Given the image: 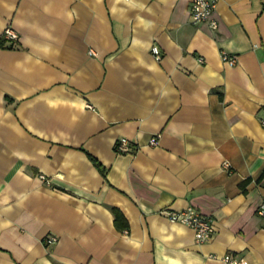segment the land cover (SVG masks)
Returning a JSON list of instances; mask_svg holds the SVG:
<instances>
[{
  "label": "crops",
  "instance_id": "obj_1",
  "mask_svg": "<svg viewBox=\"0 0 264 264\" xmlns=\"http://www.w3.org/2000/svg\"><path fill=\"white\" fill-rule=\"evenodd\" d=\"M190 2L0 0V264H264V0Z\"/></svg>",
  "mask_w": 264,
  "mask_h": 264
},
{
  "label": "built area",
  "instance_id": "obj_2",
  "mask_svg": "<svg viewBox=\"0 0 264 264\" xmlns=\"http://www.w3.org/2000/svg\"><path fill=\"white\" fill-rule=\"evenodd\" d=\"M217 0H191L190 2V17L193 23L208 22L211 27H217V21L213 18V12L216 6ZM3 35L6 38L14 39L17 37L16 33L8 26L3 30ZM93 53V50H89ZM151 51L156 58H160V50L156 44L151 46ZM222 59L230 65L235 64V56L228 54L226 51H221ZM159 137V133L153 134L149 138L150 144H156ZM115 149L119 152L126 151L128 149V140L125 137L118 138L115 143ZM225 167L229 166L228 162H224ZM257 213L264 215V202L257 206ZM168 218L173 222H179L189 226L193 230L194 238L197 242L208 241L213 232V224L211 218L201 213L193 206H187L182 209L167 210ZM56 240V236L49 235L46 237V242H52ZM218 257L227 264H245L241 258L235 257L232 254L226 253Z\"/></svg>",
  "mask_w": 264,
  "mask_h": 264
},
{
  "label": "trees",
  "instance_id": "obj_3",
  "mask_svg": "<svg viewBox=\"0 0 264 264\" xmlns=\"http://www.w3.org/2000/svg\"><path fill=\"white\" fill-rule=\"evenodd\" d=\"M3 45H4V42H3V40L0 39V46H3ZM91 159L93 160V162L95 163V165H97V167L101 170V172H103V170H104L103 166L98 161H96L93 157H91ZM263 177H264V168L262 169L260 175L257 177V180L260 181ZM248 181H249V178L243 180L241 182V185L242 186H245V184ZM114 213H115V218L118 219L119 213L117 212L116 209H114Z\"/></svg>",
  "mask_w": 264,
  "mask_h": 264
}]
</instances>
